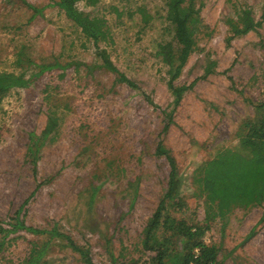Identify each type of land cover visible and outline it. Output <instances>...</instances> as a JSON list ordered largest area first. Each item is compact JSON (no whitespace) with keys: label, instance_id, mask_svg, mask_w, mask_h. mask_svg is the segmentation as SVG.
<instances>
[{"label":"rangeland","instance_id":"1","mask_svg":"<svg viewBox=\"0 0 264 264\" xmlns=\"http://www.w3.org/2000/svg\"><path fill=\"white\" fill-rule=\"evenodd\" d=\"M54 1L0 0V71L31 75L35 64L85 63L65 76L55 65L30 86L0 95V264H27L43 245L51 264H83L71 240L88 243L99 264L147 260L143 229L170 172L157 154L160 141L186 178L183 205L171 213L203 227L223 264H264V204L233 206L221 217L194 182L200 163L237 147L264 98V0H189L201 20L197 48L174 83L196 81L179 105L157 54L161 42L178 46L166 0L77 3L107 20L111 39L101 45L135 89L97 66L94 42ZM238 7L251 8L262 25L234 37L228 19ZM21 53L35 64L20 66ZM207 67L214 72L205 74ZM49 122L55 129L33 156L30 145ZM11 217L41 232L6 237ZM54 229L71 238L53 236Z\"/></svg>","mask_w":264,"mask_h":264},{"label":"trees","instance_id":"2","mask_svg":"<svg viewBox=\"0 0 264 264\" xmlns=\"http://www.w3.org/2000/svg\"><path fill=\"white\" fill-rule=\"evenodd\" d=\"M81 1H86L90 5L95 4L97 0H55L54 3L94 42L96 54L100 60L97 66L116 73L120 81H126L135 89L134 82L120 71L107 48L101 45L102 42L107 43L111 39L107 20L81 10L77 7V3ZM166 6V19L174 28L178 46L176 47L173 42H161L158 44L157 54L162 57L168 67L169 87L174 93L175 105H179L184 92L189 90L196 80L190 85L181 86L176 85L174 81L180 76L190 54L197 48L196 34L200 30L201 20L194 1L166 0ZM228 25L235 37L256 30L262 25V21L255 18L251 8L238 7L236 17L229 18ZM17 60L22 67L25 62H28V65L35 64L23 53ZM83 64L85 63L80 61H72L66 65L35 64L38 70L31 75H28L26 71L20 73L0 71V95L15 87L30 86L36 77H41L54 69L55 65L56 68L63 70L62 75L65 76L67 69L72 68L77 72ZM88 66L93 68L95 65ZM213 72L214 69L207 67L205 74ZM142 95L148 102H154L148 94L143 92ZM255 110V117L245 122L246 131L240 135L237 147L220 151L214 158L200 163L194 170V182L199 183L202 191L206 193V202L216 207L215 215L223 217L233 206L251 207L264 204V98L255 104ZM171 123L173 118L170 115L169 122L165 126L166 130ZM54 129L55 123L49 122L43 135L33 141V147L30 145V154L36 156L41 140L48 138ZM157 154L166 157L170 164L168 187L143 229L142 250L149 257L141 264H223L218 257L219 249L205 241L204 228L191 225L187 220L177 217L169 210L170 207L180 209L183 205L182 190L186 178L180 171L175 157L162 141L157 146ZM3 226L6 237L20 230L41 232L27 226L24 222H14L12 217L5 220ZM52 235L71 238L62 235L56 229ZM69 245L80 255L79 258L83 264H99L95 261L93 248L88 243L81 246L71 240ZM46 252L47 246L43 245L27 264H51V260L55 262V259L44 260ZM104 252L108 257L112 256L114 260H117L106 249ZM125 264L129 263L125 261Z\"/></svg>","mask_w":264,"mask_h":264}]
</instances>
